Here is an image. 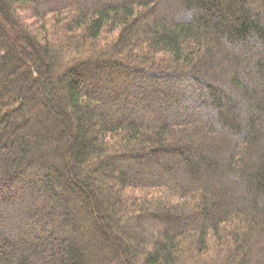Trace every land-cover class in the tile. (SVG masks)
Listing matches in <instances>:
<instances>
[{"label": "trees", "instance_id": "obj_1", "mask_svg": "<svg viewBox=\"0 0 264 264\" xmlns=\"http://www.w3.org/2000/svg\"><path fill=\"white\" fill-rule=\"evenodd\" d=\"M0 264H264V0H0Z\"/></svg>", "mask_w": 264, "mask_h": 264}, {"label": "rangeland", "instance_id": "obj_2", "mask_svg": "<svg viewBox=\"0 0 264 264\" xmlns=\"http://www.w3.org/2000/svg\"><path fill=\"white\" fill-rule=\"evenodd\" d=\"M38 1H45V2H48L50 0H38ZM91 80V79H90ZM94 91H100V87H98V85L94 86ZM167 93H164V94H161L159 95V98L156 100H152L149 104L144 101H141V100H135L133 102H124L120 105V112L121 113H125V114H128L132 111V109L134 110H138L139 109L141 110V112H143V110H150L151 108H154V106H165V104H172V101L173 99H175V97L173 95H175V92H174V89L172 91V89L166 91ZM155 101V102H154ZM152 103H155V105H153ZM144 104V105H143ZM24 238V237H22Z\"/></svg>", "mask_w": 264, "mask_h": 264}]
</instances>
